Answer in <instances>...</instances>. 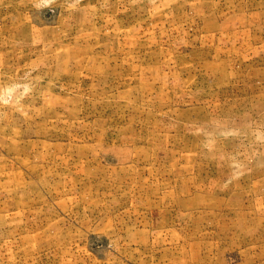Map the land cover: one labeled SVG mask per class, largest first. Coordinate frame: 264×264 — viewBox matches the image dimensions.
<instances>
[{
  "label": "rangeland",
  "instance_id": "374dc122",
  "mask_svg": "<svg viewBox=\"0 0 264 264\" xmlns=\"http://www.w3.org/2000/svg\"><path fill=\"white\" fill-rule=\"evenodd\" d=\"M0 264H264V0H0Z\"/></svg>",
  "mask_w": 264,
  "mask_h": 264
},
{
  "label": "clouds",
  "instance_id": "9594fccd",
  "mask_svg": "<svg viewBox=\"0 0 264 264\" xmlns=\"http://www.w3.org/2000/svg\"><path fill=\"white\" fill-rule=\"evenodd\" d=\"M43 6L51 7V5L55 2V0H42Z\"/></svg>",
  "mask_w": 264,
  "mask_h": 264
}]
</instances>
